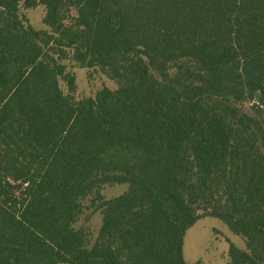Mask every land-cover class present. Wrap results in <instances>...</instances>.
Segmentation results:
<instances>
[{"label":"trees","instance_id":"trees-1","mask_svg":"<svg viewBox=\"0 0 264 264\" xmlns=\"http://www.w3.org/2000/svg\"><path fill=\"white\" fill-rule=\"evenodd\" d=\"M69 64L117 89L76 100ZM259 142L264 0H0V264H189L204 217L244 238L228 264H264Z\"/></svg>","mask_w":264,"mask_h":264},{"label":"rangeland","instance_id":"rangeland-1","mask_svg":"<svg viewBox=\"0 0 264 264\" xmlns=\"http://www.w3.org/2000/svg\"><path fill=\"white\" fill-rule=\"evenodd\" d=\"M20 14L36 30H47L44 24L46 15L44 6L32 9L22 7ZM69 70L76 75L77 79V88L74 93L76 100L94 97L103 88L117 89V84L99 70L80 69L71 64H69ZM61 86L64 92H67L66 83L61 82ZM252 106V102H245L241 105L242 109L249 114H252ZM252 133L258 137L255 130H252ZM258 146L264 153V146L260 142ZM128 188L126 184L106 185L102 193L107 200H111L125 194ZM90 201V198L83 201L84 214L75 224L76 229L84 227L90 231L89 247L94 244L103 223L102 213L90 209ZM229 243L235 244L240 249L246 247L244 238L233 234L224 222L213 217H204L188 230L184 255L189 264H228L230 260Z\"/></svg>","mask_w":264,"mask_h":264},{"label":"crops","instance_id":"crops-1","mask_svg":"<svg viewBox=\"0 0 264 264\" xmlns=\"http://www.w3.org/2000/svg\"><path fill=\"white\" fill-rule=\"evenodd\" d=\"M127 191H128V189H127Z\"/></svg>","mask_w":264,"mask_h":264}]
</instances>
